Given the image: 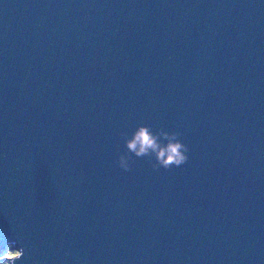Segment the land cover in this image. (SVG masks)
<instances>
[{"label": "water", "instance_id": "obj_1", "mask_svg": "<svg viewBox=\"0 0 264 264\" xmlns=\"http://www.w3.org/2000/svg\"><path fill=\"white\" fill-rule=\"evenodd\" d=\"M180 133V167L125 140ZM264 264V0H0V253Z\"/></svg>", "mask_w": 264, "mask_h": 264}, {"label": "clouds", "instance_id": "obj_2", "mask_svg": "<svg viewBox=\"0 0 264 264\" xmlns=\"http://www.w3.org/2000/svg\"><path fill=\"white\" fill-rule=\"evenodd\" d=\"M121 136L125 140L127 151L120 155L118 164L125 171L131 170L133 156L154 157L156 161L152 165L154 169L180 167L189 159L187 155L189 147L179 139L178 132L163 129L154 132L150 125H140L131 136L127 132H122ZM16 244L17 241L13 240L0 253V264H17L24 259V247H15Z\"/></svg>", "mask_w": 264, "mask_h": 264}, {"label": "rangeland", "instance_id": "obj_3", "mask_svg": "<svg viewBox=\"0 0 264 264\" xmlns=\"http://www.w3.org/2000/svg\"><path fill=\"white\" fill-rule=\"evenodd\" d=\"M2 253V252H1Z\"/></svg>", "mask_w": 264, "mask_h": 264}]
</instances>
